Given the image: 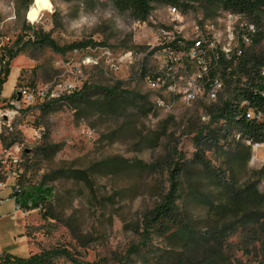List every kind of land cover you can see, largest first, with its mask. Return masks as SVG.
<instances>
[{
	"label": "rangeland",
	"instance_id": "obj_1",
	"mask_svg": "<svg viewBox=\"0 0 264 264\" xmlns=\"http://www.w3.org/2000/svg\"><path fill=\"white\" fill-rule=\"evenodd\" d=\"M51 2L31 21L22 0H0V56L20 37L23 45L10 62L0 105L16 86L55 80H71L86 97L23 107L13 130H4L10 152L22 157L4 170L22 169L24 183L45 181L54 192L44 208H19L11 197L0 203V264L7 254L28 258L48 250L57 253L44 264H77L71 257L111 264H264V144L241 140L209 112L234 93L186 103L146 80L157 66L154 31L169 23L168 5L156 3L141 22L109 0ZM218 11L197 2L186 15L214 19ZM260 17L263 38L250 52L264 50V10ZM28 23L60 45H90L60 53L26 42L33 33ZM76 66L79 75L71 73ZM50 143L59 145L55 152L37 153ZM175 163L185 168L178 200L184 230L153 233L134 252L143 241L144 214L167 192Z\"/></svg>",
	"mask_w": 264,
	"mask_h": 264
},
{
	"label": "trees",
	"instance_id": "obj_2",
	"mask_svg": "<svg viewBox=\"0 0 264 264\" xmlns=\"http://www.w3.org/2000/svg\"><path fill=\"white\" fill-rule=\"evenodd\" d=\"M28 7L36 0H22ZM113 7L120 11H129L132 17L138 21L146 22L156 3H163L168 6H177L183 10L191 7V4L197 2H207L215 4L219 9L230 10L236 13L244 14L249 20L255 22L258 26V33L251 46L259 44L263 38L262 19L260 13L264 10V0H109ZM29 28L33 25L28 23ZM22 41L20 37L15 45L2 48L0 63L1 72L4 77H0V97L6 77L10 73V62L17 57L23 49L19 46ZM26 42L38 44L40 46L48 45L57 52L64 53L75 49L86 48L90 45L87 41H76L66 45H60L49 33L35 30ZM24 42V43H26ZM23 43V44H24ZM250 46V47H251ZM250 47L245 51L237 66H233L230 73L224 75L225 92L229 89L234 93L219 103H214L209 107L210 117L213 122H224L236 129L241 140L253 144H264V50L261 52H250ZM144 71V69H143ZM86 89V87H85ZM114 95L112 91H108ZM86 97L84 89L74 91L71 94L64 95L53 101L45 102L41 106L48 108L59 100L83 99ZM252 112L255 116L252 119L247 118V113ZM260 114V117L258 116ZM11 141L9 145L13 144ZM59 145L55 143L45 144L37 148V153H53ZM169 188L167 192L162 193L160 201L146 211L143 218V241L140 244L132 246V250L137 252L141 246H146L153 233L166 234L173 229L184 230L182 223V213L180 211L178 200L180 194V177L185 171L183 165L175 163L169 169ZM54 188L47 186L45 181L34 182L30 179L29 183L20 181V191L13 193L15 203L23 209L31 210L45 207V204L52 198ZM65 252V251H64ZM55 250L43 251L31 255L28 258H20L11 254L3 257L4 264H44L49 263L51 256L56 254ZM77 264H111L104 259L95 261H78L71 257ZM119 264H128V260L120 261ZM183 264H197L193 261H186Z\"/></svg>",
	"mask_w": 264,
	"mask_h": 264
},
{
	"label": "built area",
	"instance_id": "obj_3",
	"mask_svg": "<svg viewBox=\"0 0 264 264\" xmlns=\"http://www.w3.org/2000/svg\"><path fill=\"white\" fill-rule=\"evenodd\" d=\"M168 10L169 23L154 31L158 61L145 76L148 84L163 93L178 95L186 103L199 99L219 101L226 89L224 75L238 65L252 45L259 31L257 24L244 14L224 9H219L214 19L200 15L190 20L186 15L188 9L168 6ZM81 71L76 66L71 73L79 75ZM75 89L71 80H55L38 88L16 86L10 99L0 105V193L10 191L7 197L0 196V203L8 197L14 200L13 193L20 191L25 174L22 169L4 170L9 162L16 166L22 163V157L10 152L5 144L4 130H13V122L23 107L53 101ZM246 116L252 119L255 115L248 112ZM16 148L21 151L19 145Z\"/></svg>",
	"mask_w": 264,
	"mask_h": 264
},
{
	"label": "bare ground",
	"instance_id": "obj_4",
	"mask_svg": "<svg viewBox=\"0 0 264 264\" xmlns=\"http://www.w3.org/2000/svg\"><path fill=\"white\" fill-rule=\"evenodd\" d=\"M43 4V7H38L39 4ZM52 8V2L51 0H36L32 3L30 6V9L27 11V17L31 21H36L41 16V11L44 9H51Z\"/></svg>",
	"mask_w": 264,
	"mask_h": 264
},
{
	"label": "clouds",
	"instance_id": "obj_5",
	"mask_svg": "<svg viewBox=\"0 0 264 264\" xmlns=\"http://www.w3.org/2000/svg\"><path fill=\"white\" fill-rule=\"evenodd\" d=\"M43 6H44V5H43L42 3L38 5V7H43Z\"/></svg>",
	"mask_w": 264,
	"mask_h": 264
},
{
	"label": "water",
	"instance_id": "obj_6",
	"mask_svg": "<svg viewBox=\"0 0 264 264\" xmlns=\"http://www.w3.org/2000/svg\"><path fill=\"white\" fill-rule=\"evenodd\" d=\"M30 7V6H29ZM28 18V17H27ZM20 98V97H19Z\"/></svg>",
	"mask_w": 264,
	"mask_h": 264
}]
</instances>
